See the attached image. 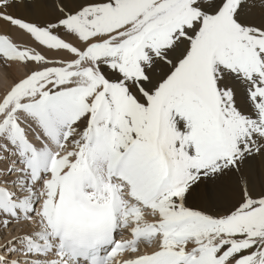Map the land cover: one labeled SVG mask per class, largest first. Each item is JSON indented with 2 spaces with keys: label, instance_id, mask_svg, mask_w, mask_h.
Returning a JSON list of instances; mask_svg holds the SVG:
<instances>
[{
  "label": "snow or ice",
  "instance_id": "1",
  "mask_svg": "<svg viewBox=\"0 0 264 264\" xmlns=\"http://www.w3.org/2000/svg\"><path fill=\"white\" fill-rule=\"evenodd\" d=\"M0 264H264V0H0Z\"/></svg>",
  "mask_w": 264,
  "mask_h": 264
},
{
  "label": "bare ground",
  "instance_id": "2",
  "mask_svg": "<svg viewBox=\"0 0 264 264\" xmlns=\"http://www.w3.org/2000/svg\"><path fill=\"white\" fill-rule=\"evenodd\" d=\"M3 80L0 79V89H2Z\"/></svg>",
  "mask_w": 264,
  "mask_h": 264
},
{
  "label": "rangeland",
  "instance_id": "3",
  "mask_svg": "<svg viewBox=\"0 0 264 264\" xmlns=\"http://www.w3.org/2000/svg\"><path fill=\"white\" fill-rule=\"evenodd\" d=\"M0 79L3 80L2 74H0ZM2 88H3V85H2Z\"/></svg>",
  "mask_w": 264,
  "mask_h": 264
}]
</instances>
